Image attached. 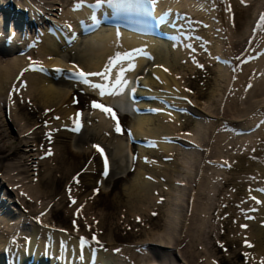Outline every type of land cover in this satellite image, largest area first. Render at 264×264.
<instances>
[{
    "label": "bare ground",
    "instance_id": "6f19581e",
    "mask_svg": "<svg viewBox=\"0 0 264 264\" xmlns=\"http://www.w3.org/2000/svg\"><path fill=\"white\" fill-rule=\"evenodd\" d=\"M130 1L114 0L110 4L104 0L100 7H94L97 0H0V264H70L71 260L75 264H215L183 246L185 242L179 237L167 232L155 234L150 215H157L174 231H178V224L185 228L182 222L200 216L197 235L209 237L206 229H212V220L222 223L223 212L231 214V207L222 204L219 196L228 192L226 184L234 177L236 182L226 199L228 204L246 199L241 224L245 220L247 227L232 232L238 234L240 244L247 241L254 245L240 247L247 259L245 264H264V203L256 202H264V192L259 191L264 189V159L259 160L255 154L251 160L243 157L236 141L234 154L227 146L231 144L228 138L240 134L241 140L252 139L264 151V105L253 120L254 110L250 112L242 101L244 114L236 119L238 109L230 103L222 106L212 101L214 93H190L191 78L195 77L184 73L182 65L187 60H202L200 69L216 73L218 87L225 85L228 89L231 82L234 94L245 90L242 74L232 70L243 62L242 55L229 54L225 38L231 31L234 37L239 35L240 22H247L258 2L250 5L245 0H227L225 20L232 29L228 31L221 9L225 4L220 0H213L214 4L209 0H144L148 11L153 12L148 19L154 29L151 37L144 38L124 31L133 19L125 15L129 10L126 2ZM115 9L128 19L113 15ZM262 16L263 12L247 39V51L254 49L252 37H256ZM263 42L261 39L259 45ZM243 43L236 40L232 46ZM263 47L247 54L256 60L250 64L249 80L262 97ZM124 53L133 54L135 70L125 73L129 83L123 95L101 99L98 90L73 75L77 70L74 65L84 72H101L110 58ZM245 64L249 69L248 62ZM124 66L128 67L127 62ZM118 71L113 70V79ZM197 72L191 69L190 75ZM88 79L93 84L101 83L99 77ZM247 95V100H252L251 93ZM205 98L211 101L201 104L200 99ZM94 101L115 111L123 134L116 131V121L110 115L92 107ZM209 117L216 122L207 121ZM74 120L82 125L79 130H74ZM225 129L227 132H223ZM89 137L100 139L104 146L92 142L82 145V138L87 142ZM15 141L18 145L11 149ZM94 145L100 146L103 155ZM202 145L207 152L199 161L194 148ZM47 146L51 150L47 151ZM219 147L229 153L222 166L231 177L219 167ZM191 163H199L204 169L197 174L194 171L195 180L179 178ZM122 167L130 168L125 177L128 181L122 185L124 189L111 196L123 176L110 191L108 179ZM205 172L208 176L203 181L199 174ZM56 173L59 180H66L62 200L44 189L59 182ZM174 173L177 176L173 177ZM241 174L247 177L248 187L239 186L244 179ZM151 179L158 185H152ZM184 190L196 192H190L187 203ZM155 191H159L157 197ZM101 197L107 203L96 213L94 204ZM211 205L221 214L211 213ZM106 209L118 217L122 228L128 229L124 224L129 221L123 212L134 222L140 216L139 223L147 226L123 234L105 230L108 217L113 215L111 212L107 216ZM61 210V217L53 221ZM74 215L76 224H68V217L74 219ZM172 249L180 262L172 259ZM203 252L206 255L205 249ZM81 254L86 255L84 259Z\"/></svg>",
    "mask_w": 264,
    "mask_h": 264
},
{
    "label": "rangeland",
    "instance_id": "374dc122",
    "mask_svg": "<svg viewBox=\"0 0 264 264\" xmlns=\"http://www.w3.org/2000/svg\"><path fill=\"white\" fill-rule=\"evenodd\" d=\"M220 1H222V3L225 4L221 8L222 12H223L222 15H224L225 12H226L225 10H227L226 8H228L226 6L227 5L226 4L227 0H220ZM245 1H249L250 5L251 4L253 5L255 2H258L257 5L255 4L253 6V10H256V11L255 12L251 11L252 13H251L250 17L247 19V22H244V21L240 22V28L238 30V34L239 35L237 37H234V35H232V31H231V33L229 32L230 35L228 34V36L225 38V41L229 43L228 53L232 54V55L233 54H241L242 55V56H240V58H242L243 62L242 63L240 62V65H238L237 68L233 67L232 70L233 71L235 70V72H237L236 75H238V73L242 74V79L241 80L243 82L242 83L243 86L244 85L246 86L245 90H241V92L239 91L237 94H234L231 82L229 83L228 89L226 88L227 90L225 89V85H223V86L221 85L220 87H218L217 86V82H216L215 79H217V78L219 79V77L216 76V73H215V75L214 74H209L206 69H202V70L200 69V67H199L200 65L198 63H199V61H202V60H199L198 62H194L193 61L192 63H189V61L187 60V63L182 64V65H183V69H185L184 73H186L188 76H194L195 77L194 79L189 77V78H191L193 80V83L191 84L192 89H191L190 93H192V92H194V93H206L208 95L209 94L212 95V93H214V98H212V101L217 102V103L221 104L222 106L226 105L227 103H230L229 105H232L233 107H235L236 110L238 109V111L235 112L237 114L236 119H241L243 117L242 114H244V113L242 112V110H243L242 108L244 107V105L242 103L243 102L247 103L246 106L248 107V110H250V112H251V110H254L252 113H253V120H255V118H257V117H255L256 112L259 111V109H261L260 107L264 105V103H263L264 97L258 96V90L255 88L253 83L249 80L251 78V75H252L250 73L251 72L250 64H251V62H254L256 60L255 59H250L251 57L247 56V54L251 55L252 53H255L264 44V42H263L262 45H259L261 39L264 40V28H262L261 26H260V28H257L256 37L254 35L252 37V38H254V41H255V43H253V48L254 49L253 50H252V48H251V50L248 49L249 51H247L245 49H246V46H247L246 42H247L248 37L253 34V33L251 34V32H253V29L255 27L254 23L257 22L256 19L258 18V15H260L261 12L264 13V9H263L264 8V0H245ZM209 2L214 4L213 0H209ZM226 16L227 15L225 14V17H223V25L225 23V25H227L226 28L229 31V30H232V29H231V26L228 23V21L225 20ZM219 23H220V21H219ZM236 40H242V42H244L243 45H241L240 47H237V48H233V46H232L233 41L235 43ZM258 54L260 55V53H258ZM246 62H248L249 69L246 66L247 64H245ZM197 68H199V69H197ZM191 69H193L194 71L197 70L198 71L197 74L190 75ZM228 71L230 72V68H229ZM253 73H254L255 76L258 75L256 72H253ZM231 74H232V72H231ZM230 78H231V76H230ZM243 93L246 94L245 97L242 96ZM250 93H251V96H249V97L252 100L248 101L247 99H249V98H248L247 94L250 95ZM233 95H235V96H233ZM207 100L211 101L210 99L205 98L203 100L200 99L199 102L202 104V103H204ZM221 101L223 103H221ZM201 104H200V106H202ZM3 106H4V101H3ZM1 108H2V106H1ZM3 112H4V110H3ZM250 112H248V113H250ZM250 117H252V116H250ZM258 119H261L260 116H259ZM214 120H215L214 118H210V117L207 118V121H211L210 123H212V124L214 122H216ZM260 123H263V119H261ZM212 124L207 126L206 128H209L210 126H212ZM236 124H238V122ZM190 128L191 127H189V130H191ZM222 128H225V127H222ZM13 131L16 132V129L13 128ZM223 132H227V129H225V131H223ZM40 139H42V138H40ZM42 140L43 141L47 140V138H43ZM227 140H228V142L231 141L230 142L231 144H227V146H229V150L228 151L232 152V154H234V152L232 150L233 141H236L238 143L236 147L239 149V152L242 153L243 157H249V159L251 160V158H253L252 156L255 154V155H258L257 158H259V160H263L264 159V151L261 148L260 149L257 148L256 147V143H253L252 139L250 141L246 142V140L244 141V140L240 139V134H239V135H236V137H234V138L230 137ZM91 142L93 144L101 143V140L100 139L91 140L90 137L88 138L87 142L83 138L81 140V144L82 145L84 144V145H88L89 146ZM226 142L227 141H224L223 145H225ZM93 144L91 146H93ZM17 145H18V143L16 141L13 142L11 144V149L17 147ZM102 145L104 146V144H102ZM0 146H2V144H0ZM51 148H52L51 146H47V148H45V149H47V151H49V150H51ZM194 150H195L196 157L199 158V161L205 158V154H206L205 152H207V148H205L204 145H202V147L194 148ZM42 151H39V153H41ZM225 151L226 150H224L223 148L220 149V147L217 149L218 156H220L219 154L222 153L221 156H220L221 165L219 167L222 166V163H224L225 159L229 158V157H227V156H229V153L226 154ZM258 151H259L260 154L258 153ZM143 154L144 155H149V152H144ZM20 156H22V155H20ZM48 156L51 157V155H49V154H48ZM45 157H47V154L45 155ZM172 161L173 160H171L170 162H167L166 164L167 165L168 164H172ZM126 162L127 161H125L124 164H127ZM130 166L131 165H129L128 167H130ZM114 167L116 168V165ZM222 167L224 168V170H226L225 176L231 177V174L227 172V168L224 167V166H222ZM98 168H100L99 165H98ZM202 169H204V167L202 168L201 165H199V163L198 164H192L191 163V164H189V166H187V170L185 169L186 170L185 173L183 175H181L179 178L185 177V178L189 179V181L190 180L191 181L195 180L196 177H194V175H193L194 171L197 174V172H199ZM129 170H130V168H127V169L124 168L123 169V167H122V169H117L113 173V176H115V177L108 179L109 183H108V188L107 189H108V191H110V190H112L114 188L113 185H114L115 182H117L116 180L121 178L119 176H123L122 177L123 181L118 182V188L115 189L113 192L111 191L112 192L111 196H113L115 193L119 192L118 190L120 188L124 189V186H122V185L125 184V182L128 181V179L125 178V177H127V174L129 173ZM191 172H192V174L190 175L189 173H191ZM171 173H173V172H171ZM199 175H201V177H204L203 181H206L207 176H208L206 172L203 173V174L200 173ZM241 175L244 177V179L241 178L239 186L248 187L249 186V182L247 180V177L245 175H243V174H241ZM55 176H58L57 181H59V182L57 184H54V185L47 184L44 187V189H45V191H48V192L52 191L51 194L54 197H56V199H59L58 196H61L62 192L65 190L64 185H65L66 180L65 179L59 180V177H60L59 173H56ZM172 176L175 177L177 175H175V173H174V175H172ZM148 181H150V180H148ZM151 182H152V185L153 184L158 185V183H153L152 179H151ZM234 182H236L235 181V177L232 180H230L229 184H226V188H225L226 191L231 192V188H232V185H234ZM166 184L169 185V188L171 187V184H168V183H166ZM167 188H168V186H167ZM157 192L159 193V191H155V193H154L156 195V197L158 195ZM190 192H191L190 190H184L183 193H182L183 195H185V197H187L186 203L188 202V198L190 197L191 194L196 195V192H194V193L191 192V194H190ZM212 192H214V191H212ZM224 192L225 191L223 190L222 193H224ZM228 192L225 193L224 195H220L219 198L222 199V200H220L222 202V204H226L227 207H229V206L231 207V209H230L231 214L226 212V211H224L223 215L225 217L221 218L222 219V223H217V220H214V219L212 220V224H213L212 229H210V228L206 229L207 230L206 231V233H207L206 235L209 234L210 235L209 237L203 236L204 235L203 233H202V235H199V236L197 235V233L199 231V226H198V229H197L196 225H197L199 219L201 218L200 216L195 217L193 219L195 221H192V220L188 221L187 220L186 222H182V225L184 224V226H186L185 228L183 226H181L180 224H178V226H179L178 231H174L175 229L174 230H170L171 226L163 224L164 222L162 223V221L158 219L157 215L152 214V215H150V217H151V223L150 224H151V226L153 228L152 231L155 234H160V233L163 234L164 232L165 233L167 232L166 233L167 235L169 234L171 236L173 235L174 237H179L180 239H182L185 242L184 244H182L183 246H185V245L189 246V250H191L194 253L198 254L200 257H204L205 259L210 260V262H215V264L216 263L217 264H245L247 259L245 258L244 249L240 248V247H242V246L246 247L245 246L246 241H243L242 242L243 244L242 243L240 244V241L237 240L238 234H234V233H237V231L239 232V230H241V228L245 225V220H243L244 224H241V221L244 218L242 212H243V210L245 209V206H246V201H245L246 199L243 198L241 201L240 200L236 201V203L233 201L232 203H229L230 204L229 205L228 204L229 200L226 199L227 197H229L228 196L229 195ZM67 194H68V191H67ZM68 195H71V194H68ZM155 195L152 194V198ZM159 197L163 198V196H159ZM63 198L64 197L61 196L60 200H62ZM104 198L105 197H101V200L100 201L97 200V202L94 204V211L96 213H100L101 209L104 206V204L107 203V200L104 199ZM195 198H196V196H195ZM97 199H98V197H97ZM235 200H237V197L235 198ZM201 201H203V200H201ZM65 203L68 204V200ZM186 203H185V207L187 206ZM235 205H238V207H236ZM202 207H203V204L201 205V208ZM106 211H107L106 212L107 216L110 215L111 212H112V210H110V209H106ZM210 212L211 213L221 214V212H219L218 210L214 211V206L212 207V205H211ZM62 214H63V210H61L60 212L57 213V215H58L57 217L56 216L52 217L53 221H54V219H58V217H61ZM112 214H113V212H112ZM123 214H124V217L126 219H129V221L125 222V224H124V225H128V229L122 228L123 224H121V222H118V217H116L113 214L112 216L108 217L105 230L107 228H111L114 232H117L118 234H123L125 232H128V233L132 232L133 233V232L139 231L143 227L147 226L146 225L147 223L145 224V222L144 223H139L140 220H141L140 216L138 217L136 222H134V221H130V218L125 216L124 212H123ZM72 217H74V219H71L70 216L68 217V221H67L68 224H73V223L76 224L77 220L75 219V215L72 216ZM109 218H111V219H109ZM223 220H225V223H223ZM117 222L119 223V225H117ZM193 222L196 223V224H194ZM165 225H166L167 228L164 227ZM111 226H113V227H111ZM114 227H116V228H114ZM187 228H188V230H187ZM162 230H163V232H162ZM232 231H235V232L233 233ZM92 235H94V233ZM235 239H236V244L234 243ZM203 248L206 250V255L203 252L204 251ZM246 250L249 251L250 249L246 248ZM169 251H170L171 255L173 254V256H172L173 258L172 259H174L177 262H180V260H178V257L176 256V253L174 254V252H175L174 249L169 250Z\"/></svg>",
    "mask_w": 264,
    "mask_h": 264
},
{
    "label": "snow or ice",
    "instance_id": "6c2138e0",
    "mask_svg": "<svg viewBox=\"0 0 264 264\" xmlns=\"http://www.w3.org/2000/svg\"><path fill=\"white\" fill-rule=\"evenodd\" d=\"M114 0H108V3H113ZM241 2L243 3L244 0H241ZM104 3V0H97V4L94 5V7H100L102 4ZM261 27L264 28V16L261 17ZM132 53H124V54H117L115 57L110 58L108 64L105 66L104 70L101 72H95V73H88V72H84L83 70H80L78 68V66L74 65V68H77V70L73 73V75H75L78 80L84 84H87L89 87H91L94 91L98 90L101 99H103L105 96H118V95H123L124 91L129 83V81L126 78L125 73L127 71H134L135 70V66L132 65L131 63V57H132ZM125 62H127L128 67H125L124 64ZM118 68L119 71L117 72L115 78H112V73L113 70ZM35 71L36 69H30ZM43 70V69H40ZM56 71H63L61 69H56ZM164 71H168V69H164ZM88 77H99L101 83H96L93 84L89 81ZM92 107L100 109L101 111L105 112L106 114L110 115V117L116 121V131L118 133L123 134V130L120 127L119 124V120L116 116L115 111L106 106L103 105L102 103H98L96 101L93 102ZM79 116V114H77ZM74 123L76 124V128L74 130H79L80 127H82L81 124L77 123L74 120ZM94 147L97 149V151H100L101 154L103 155V150L100 148L99 145H94ZM107 158L105 157V175L107 174ZM78 179H77V183H78ZM98 191V190H97ZM259 191L264 192V189H260ZM253 199L255 200V197H253ZM257 203H264L262 201L257 200ZM73 203H75V201H73ZM243 227H247L246 225H244ZM86 243V241H85ZM97 243H99L97 241ZM246 247H254V245L248 243L246 241L245 244Z\"/></svg>",
    "mask_w": 264,
    "mask_h": 264
}]
</instances>
